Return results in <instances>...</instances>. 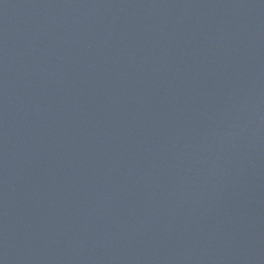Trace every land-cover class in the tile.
Returning <instances> with one entry per match:
<instances>
[{"label": "water", "instance_id": "obj_1", "mask_svg": "<svg viewBox=\"0 0 264 264\" xmlns=\"http://www.w3.org/2000/svg\"><path fill=\"white\" fill-rule=\"evenodd\" d=\"M0 264H264V0H0Z\"/></svg>", "mask_w": 264, "mask_h": 264}]
</instances>
